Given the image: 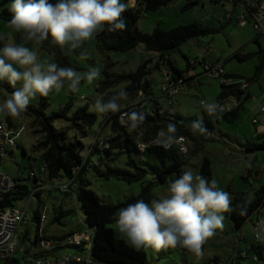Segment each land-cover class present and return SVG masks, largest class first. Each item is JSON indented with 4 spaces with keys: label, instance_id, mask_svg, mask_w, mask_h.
<instances>
[{
    "label": "rangeland",
    "instance_id": "rangeland-1",
    "mask_svg": "<svg viewBox=\"0 0 264 264\" xmlns=\"http://www.w3.org/2000/svg\"><path fill=\"white\" fill-rule=\"evenodd\" d=\"M196 1L199 4L191 8H187L190 1L175 0L157 11L143 10L139 14L138 28L143 33L152 34L158 27L165 31H171L179 26L201 24L216 31V33L214 31L213 34L206 37L190 40L181 47L178 53L172 56V61L181 70H186L188 63H196L191 73L195 74L197 79L185 87V92L177 97L174 105L165 104L163 100L160 102L163 111L203 119L205 116L200 102L217 103L222 88L220 79L207 73L202 62L206 61L207 64L214 67L224 65L226 73L243 80H253L257 75L258 67L264 62V36H260L256 32L251 22L247 23L245 27L240 25L239 19L243 10L230 3L229 0H193V2ZM122 2L128 3L127 10H135L137 5L136 0L133 2L122 0ZM6 22L0 19V32L17 43L21 42L20 34L11 33ZM26 46L37 51L41 61L47 59L57 63L60 67H71L78 73L87 72L92 67L100 68V77L91 84L81 81L77 93L69 92L66 87L59 93L51 92L47 96L49 107L46 111L47 115L51 116L69 103L73 104V112L89 105V111L98 116V122L95 126L97 132L105 119V114L96 112L94 107L95 98L98 96L97 91L104 86L107 80L119 79V77L106 76L107 69L111 75H123L136 72L141 66L147 64L148 70L151 72L149 79L153 83L154 93L158 94L163 89L165 67L156 68L160 64V55L148 51L143 44L128 52L106 53L99 49L95 36L94 39L86 41L81 48L76 49L71 54H66V48L61 50L59 46H54L51 43V38L40 46L31 42ZM82 51H86L90 58L82 60L80 58ZM237 54H240L241 57L246 55L247 59L240 61L235 57ZM126 84L116 85L110 91L121 90L125 88ZM17 86L19 87V85ZM251 88L252 93H255L253 95L258 96L259 99L253 98L246 101L241 116L233 123L218 122L208 116L207 119L213 123L215 131L208 135L205 149L199 151L192 142H189V154L184 157L183 172L192 170L194 174L200 173V168L205 159L210 160L213 178L216 179L220 189L231 194L232 203L236 193H245L247 199L252 200L258 191L264 189V150L250 151L254 149V144L257 142L258 128L264 125V113L258 114L259 107L264 105V71L260 81L254 82ZM11 93L6 88L0 90V103L8 98ZM41 98L37 96L31 101L30 106L39 108ZM4 119L9 122V117ZM255 119L258 120L257 125L253 123ZM9 123L17 129L26 125V129L18 139L19 148L7 153L2 166L3 173L21 181L22 184H26L30 195L35 192V189L43 187L39 195L31 198L29 195L24 200H18L15 203V206L22 211L28 208L30 219L28 225H24L19 232L20 241L16 257L23 263L26 258L33 260L35 259L34 256L40 253V248L33 246L38 235V221L35 217L37 211L47 215L48 224L44 226V230L50 237H62L73 232L85 234L87 229L83 222V213L76 203L75 196L72 193H66L67 191H61V189L64 190L62 188L63 182L45 178L43 154L36 151L42 137L35 134L32 129V120L21 115L16 119L11 118ZM66 124L65 120L58 119L55 121V127L58 130L64 129ZM109 132L108 128L104 130L101 134L102 138ZM85 142L89 149L87 147L83 156L87 157L90 146L95 142V139L90 138ZM23 149L26 150L27 156L23 154ZM100 157L98 154L91 156L92 165L87 176L92 183L89 189L100 198L103 204L116 205L128 197L141 194V183L128 184L117 179L106 180L101 178L96 170ZM120 168L125 169L124 167ZM250 170L253 176L249 180L244 179L249 176ZM262 176L263 180L260 181ZM35 178H37V182H35ZM172 181L171 179L168 184L158 186L153 192V200L167 196L168 187ZM75 190L76 187H74ZM61 205L72 213L62 219V224H54V210ZM223 215L225 217L224 227L217 229L215 234L206 241L202 258L171 248L159 252L150 248L147 250L148 263L229 264L231 260H234L238 244L245 249L254 242L253 224L258 221V216L255 215L249 220L242 232H239L228 212L223 213ZM261 221H264V208L261 213ZM109 227L115 231L114 224ZM115 233L117 232L115 231ZM25 234L30 235L31 239H25ZM246 264L254 263L252 260H248Z\"/></svg>",
    "mask_w": 264,
    "mask_h": 264
},
{
    "label": "trees",
    "instance_id": "trees-1",
    "mask_svg": "<svg viewBox=\"0 0 264 264\" xmlns=\"http://www.w3.org/2000/svg\"><path fill=\"white\" fill-rule=\"evenodd\" d=\"M173 1L175 0H138L135 10H126L123 14L127 24L126 30L109 32L106 28L103 32L96 35L99 49L106 53L128 52L143 44L148 51L159 53L160 64L156 68L160 69L164 66V71H169L175 76H181L185 72L192 71L193 64L188 63L186 70H181L172 61V56L178 53L181 47L190 40L206 37L213 34L215 30L201 24H193L179 26L171 31H165L158 27L152 34H146L138 28L140 12L143 10L157 11L162 7L168 6ZM188 1L190 3L187 8L199 4L197 1ZM51 2H55V0H51ZM10 3L11 0H0V19L10 20L11 16L8 12ZM0 35L4 34L0 32ZM2 46L3 42H0V47ZM235 57L240 61L247 59L246 55L241 57L240 54H237ZM202 64L207 65L206 61H203ZM221 66L224 70V65ZM148 69V65L145 64L136 72L123 75H111L107 69L105 72L106 76L119 77V79L115 81L107 80L104 86L97 91L98 95L103 96L107 100L120 91H110L111 89L116 85L127 83L123 90L127 92L128 97L119 102L120 111L105 114L104 123L100 124L98 132L95 130L98 116L89 111V105L78 108L73 112V104L69 103L66 107L48 116L46 111L49 107V99L48 97H42L39 108L29 105L27 111L22 114L23 117L32 120V129L35 134L42 137L36 147V151L43 154L44 166L49 174L48 179L64 183L63 186H66V188L64 190L61 189V191H67L66 193H72L75 196L76 203L84 216V225L93 230L92 258L100 264H149L147 250L150 248L137 250L109 226L114 224L112 216L119 208L125 207L129 203H135L138 199L151 203L154 199L153 192L158 186L168 184L169 180L179 178L183 173L185 166L184 157L186 155H181L176 148L166 150L152 144L151 142L156 138L157 134L161 130H166L169 123L175 124L177 129L176 136L186 138L188 143L192 142L201 151L205 149L208 135L215 131L213 123L207 119L208 116L204 112L205 118L198 119L186 117L180 113L172 114L168 111H163L160 104L161 100H165L163 90L158 94L154 93L153 83L149 79L151 72ZM263 71L264 62L258 67L255 78L245 81L252 86L254 82L260 80ZM226 75L233 79L243 80L227 73ZM196 79V76L191 77L186 80V84L188 85ZM3 88L11 92L14 91L7 82H0V90ZM221 88L222 91L218 102L235 98L239 102V106L232 113L216 121L233 123L241 116L245 106L244 103L253 99V97L250 92L245 93L236 87L221 85ZM176 99L174 103H164L174 105ZM136 103L139 104L133 107L131 113H142L144 120L137 129L131 130L128 127L129 124L124 125L120 121V116L123 110L129 109ZM10 119L9 117V122ZM58 119L67 122L66 127L62 130H58L55 127V121ZM197 120L202 121V126L206 129L205 132L196 131L195 134L193 133L190 126L193 121ZM107 128L110 132L102 138L101 134ZM90 138H94L95 142L90 146V152L87 157H84L83 153L88 147L85 141ZM256 141L254 149L250 151H263L264 136L256 139ZM141 144L146 145L144 150L140 149ZM23 154L27 156L25 149H23ZM94 154H98L101 157L103 155L96 166L97 173H99L101 178L106 180L117 179L128 184L141 183V194L128 197L125 201L116 205L103 204L100 198L89 189L92 183L88 179L87 173L91 169V156ZM199 175L209 181L213 179L210 160H204ZM35 182H37V178H35ZM74 187H76L75 191ZM16 189L17 191L13 193L12 200L8 201L9 205L18 200H24L30 195L25 184L18 185ZM231 207L232 210L228 212V215L231 217L236 229L242 232L249 220L255 215L259 217L262 213L264 208V189L258 191L252 200H248L245 193H236ZM245 209L246 214L241 215V212ZM71 213L70 210H66L61 205L54 210L55 218L53 223L62 224V219ZM35 217L39 224L41 212L37 211ZM175 250L192 254L179 247L175 248ZM204 250L205 244L203 245ZM255 251L261 256L262 262L260 264H264V246L258 247ZM244 261L239 256L236 264H244Z\"/></svg>",
    "mask_w": 264,
    "mask_h": 264
},
{
    "label": "clouds",
    "instance_id": "clouds-1",
    "mask_svg": "<svg viewBox=\"0 0 264 264\" xmlns=\"http://www.w3.org/2000/svg\"><path fill=\"white\" fill-rule=\"evenodd\" d=\"M128 7L122 0H11V18L6 23L11 33L20 34L21 42L0 35V82H7L14 89L0 103V119L20 117L37 96L47 97L65 87L77 93L81 81L91 84L101 75L98 67L78 73L47 59L41 61L37 51L26 46L29 42L40 46L51 38L54 46L66 48V54H71L106 28L109 32L126 30L123 14ZM80 58L90 57L82 51ZM127 97L123 89L107 100L98 95L95 110L100 114L116 113L120 111L119 102ZM203 108L209 116L223 111L218 103H204ZM143 120L142 113H131L128 127L135 130ZM190 127L194 134L206 131L201 120L193 121ZM176 131L175 124L169 123L151 143L170 149L183 141ZM231 205V194L220 189L216 179L209 181L186 170L170 183L167 196L151 203L138 199L119 208L112 220L115 231L137 250L152 248L159 252L179 247L202 258L203 245L217 229H223V213L231 211ZM245 214L246 209L241 212ZM255 236L264 244V221L257 225Z\"/></svg>",
    "mask_w": 264,
    "mask_h": 264
},
{
    "label": "built area",
    "instance_id": "built-area-1",
    "mask_svg": "<svg viewBox=\"0 0 264 264\" xmlns=\"http://www.w3.org/2000/svg\"><path fill=\"white\" fill-rule=\"evenodd\" d=\"M128 2L133 0H127ZM138 2V0H136ZM230 3L243 10V13L239 19L240 25L244 26L247 23H252L254 29L260 36H264V0H229ZM136 2V3H137ZM206 72L212 76L220 79L221 85L226 87H236L243 92H250L251 84L245 80H237L230 78L226 75L223 67L218 65L216 67L209 64L203 65ZM185 72L181 76H175L165 71V81L163 83V94L165 97V103H174L176 97L185 92L187 87L186 80L194 77L195 74ZM255 100L258 97H253ZM204 103L207 101H201L200 106L202 111L209 116L206 110L203 108ZM223 111L217 113L216 116H209L214 120H221L224 116L235 111L239 102L235 98L227 99L223 102H217ZM139 103L132 105L129 109L123 110L120 116V121L127 125L130 123L129 116L133 107H136ZM264 113V105H262L258 111V114ZM257 124V120H254ZM26 129V125H23L20 129L13 127L8 120L0 119V264H100L94 261L92 258V246L94 240V232L92 229L86 227L87 232L85 234H70L62 237H50L44 230V226L48 224V218L45 213H41V221L38 224V235L33 246L40 248V253L34 256L35 259L29 260L26 258L21 263L16 255L19 248V232L24 225H28L30 222L28 216V208L22 211L15 206L16 202H12V205L8 204L9 200H12L13 193L17 191L16 187L20 184L19 180L11 178L2 171V166L5 161V157L9 151H15L19 148L18 139L21 137L23 131ZM155 145V144H154ZM161 147V146H158ZM146 145H140V149L144 150ZM163 148V147H161ZM178 149L181 155H188L189 143L186 138L183 137V141L174 144L170 149ZM165 149V148H164ZM43 174L48 179V172L46 167L43 168ZM26 185V184H25ZM63 189L66 186H62ZM42 188L35 189V192L30 195V198L35 196ZM18 202V201H17ZM261 222V214L258 221L253 224L254 226V242L251 243L245 249H241V246L237 245V252L234 256V260H231L229 264H236L237 259H244V264L248 260H252L254 264H260L262 262L261 256L257 253L258 247L264 246L257 241L255 236V230L257 225ZM24 238L30 240V235L25 234Z\"/></svg>",
    "mask_w": 264,
    "mask_h": 264
},
{
    "label": "crops",
    "instance_id": "crops-1",
    "mask_svg": "<svg viewBox=\"0 0 264 264\" xmlns=\"http://www.w3.org/2000/svg\"><path fill=\"white\" fill-rule=\"evenodd\" d=\"M242 26V25H241ZM246 25H244L243 27H245ZM256 42H258L257 40H255ZM195 65H196V63H194L193 64V69L195 68ZM202 65H204V64H202ZM228 74V73H227ZM228 75H230V74H228ZM230 76H233V75H230ZM236 77V76H235ZM260 81V80H259ZM250 94L252 95V97H258V96H254L253 94H255V93H252V88H250ZM258 99H259V97H258ZM261 107V106H260ZM260 107H259V109H260ZM259 109H258V111H259ZM255 120H257V119H255ZM257 122H258V120H257ZM254 123V122H253ZM255 124V123H254ZM258 124V123H257ZM256 124V125H257ZM261 136H264V125L263 126H260L259 128H258V130H257V133H256V139H258V138H260ZM253 173H252V171L250 170L249 171V176H246L244 179H246V180H249L253 175H252ZM261 180H263V176L261 177V179H260V181ZM259 218V217H258ZM241 249H243V248H241Z\"/></svg>",
    "mask_w": 264,
    "mask_h": 264
}]
</instances>
